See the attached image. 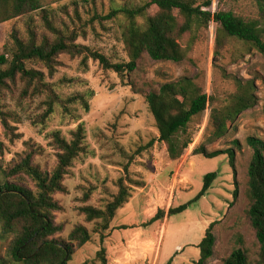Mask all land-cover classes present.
<instances>
[{
	"label": "rangeland",
	"instance_id": "rangeland-1",
	"mask_svg": "<svg viewBox=\"0 0 264 264\" xmlns=\"http://www.w3.org/2000/svg\"><path fill=\"white\" fill-rule=\"evenodd\" d=\"M38 1L56 29L75 37V45L103 55L110 63L129 62L122 39L126 21L122 15L108 16L122 6H139L145 0ZM259 1L210 0L209 11L231 12L243 20L257 21L264 11V0ZM4 11L0 2V55L11 45V33L26 37L29 24L53 37L43 26L40 9L9 20H5ZM138 22L143 23V19ZM215 31L216 25L210 23L191 45L186 59L178 64L154 61L142 54L132 72L118 75L102 69L91 57L83 65L84 54L71 57L62 53L53 72L40 63H28L43 73L44 88L39 94H34L31 87L23 96L24 83L19 78L0 89V171L32 153L33 163L42 172L50 173L59 152L51 133L58 131L69 140L70 132L79 123L83 125L85 152L68 168L63 180L65 192L53 196L61 208L53 219L62 226L53 238L66 241L78 225L90 233V241L76 250L67 264H100L96 253L101 247L105 249L107 264H195L199 258L195 246L211 223L215 244L213 256L206 264H222L238 248L253 262L258 260V243L247 216L246 171L252 150L246 139L264 141V58L236 40H227L219 50ZM188 41L185 36L179 44L186 49ZM217 50L220 54H216ZM182 77L192 79L210 101L203 114L189 123L192 143L180 159L170 161L165 145L158 141L145 95ZM236 80L254 83L256 104L236 117L225 136L209 142L210 111L230 102ZM89 90L93 97L88 101V112L76 103L68 106L67 115L54 104L52 113L46 115L50 93L66 100ZM199 145L209 153L233 149V168L227 155L212 159L193 155ZM211 172L216 173V178L205 196L183 213L144 226L158 209L166 211L195 198L204 176ZM119 180L124 181L129 197L115 212L108 230L100 232L99 221L87 223L79 208L103 209L117 194ZM19 182L33 188L27 177ZM235 189L237 196L233 198ZM11 239L0 241V264H23L9 259Z\"/></svg>",
	"mask_w": 264,
	"mask_h": 264
},
{
	"label": "trees",
	"instance_id": "trees-1",
	"mask_svg": "<svg viewBox=\"0 0 264 264\" xmlns=\"http://www.w3.org/2000/svg\"><path fill=\"white\" fill-rule=\"evenodd\" d=\"M0 2L5 7V20L31 14L40 9L43 26L53 36L47 37L29 24L26 37H20L14 31L11 33V45L5 47V53L0 55V89L5 88L7 82H14L19 78L24 83L23 96L28 94L31 87L34 94H39L41 88H44L41 85L43 73L30 68L28 63H40L49 72H53L60 54L65 53L71 57L84 54L83 65H86L85 60L91 57L102 69L111 70L118 75L132 72L142 54H147L154 61L178 64L186 59L187 51L200 34L208 30L210 23L216 25L215 40L219 50L227 40H236L255 49L264 58L263 9L261 20L246 21L231 12L211 13L203 10L210 7V0H145L139 6H122L113 10L108 18L122 15L126 21L122 39L129 62L123 64L110 63L103 55L75 45V37L64 35L56 29L46 13L41 10L38 0ZM138 19H143V23H139ZM185 36L189 37L186 49L179 44ZM216 54H220V51L217 50ZM235 83L236 91L230 102L220 109L210 111L207 128L210 132L209 142L225 136L228 126L236 117L256 104L254 83L238 80ZM50 96L46 115L52 113L54 104L61 106L68 115V106L76 103L88 112V101L93 97V93L89 90L66 100L51 93ZM209 101L210 97L203 89L187 77L164 83L157 91L145 95V103L158 132V141L165 145L170 161L180 159L192 143V135L188 131L189 123L194 117L203 114ZM84 136V128L80 123L70 132L69 140L61 137L58 131L51 133L52 141L59 152L56 166L50 173L42 172L33 163L32 153L25 154L10 168L0 171V241L12 237L9 249V259L12 263L67 264L73 253L90 241V233L82 225L74 227L66 241L53 238L62 231V226L56 225L53 219L54 213L61 210L53 196L65 192L64 176L73 160L85 152ZM246 143L252 150L246 171V196L249 200L247 216L258 243V260L253 262L243 249L238 248L233 250L222 264H264V141L249 137ZM193 155H202L208 159L227 155L230 166H234V151L231 148L209 153L203 145H199L193 150ZM23 177L32 182V189L19 182ZM215 178L214 172L206 174L202 188L195 198L166 211L158 209L144 226L186 211L205 196ZM236 196L237 189L233 192V198ZM128 197L124 181L119 180L117 194L103 209L84 206L79 208V212L84 215L87 223L99 221L97 227L103 232L108 230L115 212ZM87 199L88 195H85V201ZM212 227L213 223L208 226L197 245L199 258L195 264H206L213 256L215 236ZM96 260L100 264H107L103 247L97 251Z\"/></svg>",
	"mask_w": 264,
	"mask_h": 264
},
{
	"label": "built area",
	"instance_id": "built-area-1",
	"mask_svg": "<svg viewBox=\"0 0 264 264\" xmlns=\"http://www.w3.org/2000/svg\"><path fill=\"white\" fill-rule=\"evenodd\" d=\"M213 5V4H212ZM203 10H205V11H209V8H206V9H203ZM211 12V11H210Z\"/></svg>",
	"mask_w": 264,
	"mask_h": 264
},
{
	"label": "crops",
	"instance_id": "crops-1",
	"mask_svg": "<svg viewBox=\"0 0 264 264\" xmlns=\"http://www.w3.org/2000/svg\"><path fill=\"white\" fill-rule=\"evenodd\" d=\"M165 231V230H164ZM195 248H197V245L195 246Z\"/></svg>",
	"mask_w": 264,
	"mask_h": 264
}]
</instances>
